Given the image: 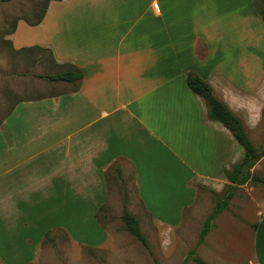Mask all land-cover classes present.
<instances>
[{"label": "crops", "instance_id": "1", "mask_svg": "<svg viewBox=\"0 0 264 264\" xmlns=\"http://www.w3.org/2000/svg\"><path fill=\"white\" fill-rule=\"evenodd\" d=\"M255 1L55 0L38 24L17 20L8 39L22 66L41 67L45 59L82 74L75 85L51 81L56 90L50 94L20 87L13 99H3L0 196L21 195V204L28 198L21 229L29 231L21 244L35 245L42 225H32L40 217L31 209L42 198H62L66 220L73 224L76 213L85 228L100 230L92 214L109 196L111 181L129 182L135 209L164 228L181 224L185 208L207 209L206 189L218 193L229 184L224 170L242 159L243 149L226 127L208 119L186 74L210 85L249 138L264 132V21ZM34 73L13 74L21 84L39 78ZM251 171L264 177V155ZM263 187H237L243 207L252 199L257 208V219L240 222L251 231L254 264H264V191L255 200L250 189Z\"/></svg>", "mask_w": 264, "mask_h": 264}, {"label": "rangeland", "instance_id": "2", "mask_svg": "<svg viewBox=\"0 0 264 264\" xmlns=\"http://www.w3.org/2000/svg\"><path fill=\"white\" fill-rule=\"evenodd\" d=\"M53 1L55 0H0V117L6 110L2 108L3 99L10 97V94L13 99V94L17 93L20 87L21 89L24 87L23 93L32 91V93L40 92L43 95L56 90L54 83L45 78H26L23 83L19 84L15 80L20 79L14 76L16 72L23 71L26 77H29L33 76L34 72L49 74L69 69L68 66L53 68L45 59L42 60L41 67L27 63L22 66L18 58L20 56L11 51L8 39L19 18L26 23L33 21L44 10L46 11ZM257 3L262 6L263 2L258 1ZM21 94L18 93L20 96ZM250 139L257 148L264 147V132L252 133ZM107 185L110 188L109 196L92 214L100 230L94 227L85 228L76 213L73 224L70 220H66V215L60 211L61 206H59L62 198H42L31 209L35 214L34 218L40 217L39 221L34 220L29 212L26 213V218L30 217L32 221H36L32 225H39L38 227L42 225L40 234L34 240V246L21 244V237L29 231L28 228L21 229V206H29L28 198H24L26 202L21 204V195L0 196V207H2L0 208V236L5 235L2 237L4 244L0 240V247L3 252H8L3 255L1 251L0 264H182L191 249L197 254L196 248L201 258L208 264H254L252 263L251 231L247 229V225L242 226L240 222L257 219V208L251 198L243 207L242 201L246 198L245 195L243 197L241 189L239 191L236 189V196L228 212L222 213L218 218L221 225L214 230L215 232L210 233L207 242L201 248V244L197 241L198 235L202 223L216 203L215 193L211 189H206L211 202L206 210V207L204 211L196 210L194 206L185 208L181 224L169 223L171 227L164 228L162 223L156 224L153 221L151 214H144L140 211L142 209L139 206L136 207L139 211H136L129 182L111 181L107 182ZM226 186L220 192L225 190ZM261 190L264 191V187L250 189V194L255 200H260ZM172 191L173 193L178 192L175 189ZM123 207L133 211L148 241L149 248L143 247L133 235L125 230L121 219ZM39 208L43 211L37 213L36 209ZM45 208H50L52 211H47ZM4 225L5 227H2ZM248 226H250L249 223ZM217 232H223L224 239H220ZM82 239L96 242L99 246L88 245ZM186 264L197 263L189 259Z\"/></svg>", "mask_w": 264, "mask_h": 264}, {"label": "trees", "instance_id": "3", "mask_svg": "<svg viewBox=\"0 0 264 264\" xmlns=\"http://www.w3.org/2000/svg\"><path fill=\"white\" fill-rule=\"evenodd\" d=\"M259 1L263 2L262 6L258 5V1H255V6L257 12L264 21V0ZM44 13L45 10L35 20L27 22L30 25L38 24L41 21ZM35 76L39 78H45L49 81H67L75 85V82L81 79L82 74L79 69L75 68L52 74H35ZM186 84L194 94L204 99L207 106L208 119L218 121L224 127H226L243 149V157L240 162L234 164L231 169L224 170V175L227 178L229 184H227L225 190L222 192L215 193L216 203L202 223V227L198 235L197 241L198 243H202L206 234L212 228L216 217L228 207V203L235 195L238 185L244 184L246 182H249L253 185H264V177L259 176L258 174L251 171V168L255 165V163L264 155V147L257 148L254 146L244 129L242 121L227 107L224 102L219 100L213 94L210 85L204 79L197 76L193 72H187ZM121 219L125 230L133 235L143 247L149 248L148 241L140 229L138 219L126 207H123ZM189 259H192L197 264H208L200 256L195 254L193 249L188 252L182 264H186Z\"/></svg>", "mask_w": 264, "mask_h": 264}]
</instances>
